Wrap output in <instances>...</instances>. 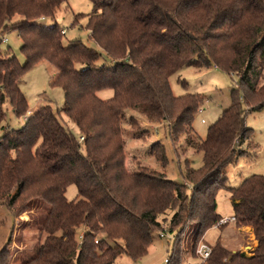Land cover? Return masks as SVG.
Segmentation results:
<instances>
[{"label": "trees", "instance_id": "1", "mask_svg": "<svg viewBox=\"0 0 264 264\" xmlns=\"http://www.w3.org/2000/svg\"><path fill=\"white\" fill-rule=\"evenodd\" d=\"M69 1L0 0V41L16 31L26 59L21 64L0 52V205L16 218L28 214L20 225H35L39 233L32 255L25 259L17 253L14 261L114 264L122 255L137 260L148 253L160 219L169 213L174 228L196 227L193 255L223 218L217 194L225 189L234 224L250 228L257 246L232 251L219 238L202 264H264V175H251L237 187H229L226 176L254 135L248 115L264 110V0H90L93 11L77 14L74 23L88 18L90 39L102 52L80 40L65 46L58 23H40L55 20ZM16 16L22 19L14 21ZM102 57L111 64H99ZM41 62L57 69L51 86L63 90V107L46 104L21 128L5 127L6 104L18 118L28 114L20 80ZM187 67H216L238 78L230 107L209 127L206 139L193 127L205 96L172 92L170 78ZM107 89L114 96L100 99L98 92ZM62 113L78 127V137L62 123ZM138 115L165 126L173 144L184 138L189 149L202 154V166L192 168L187 160L183 182L144 167L130 171L128 128L133 138L149 133L140 128ZM150 155L167 167L163 142L153 143ZM71 185L78 189L73 201L66 197ZM40 202L47 205L42 222L39 215L31 217L41 211ZM12 238L13 232L0 251V264H11ZM183 254L174 244L166 264H184Z\"/></svg>", "mask_w": 264, "mask_h": 264}, {"label": "rangeland", "instance_id": "2", "mask_svg": "<svg viewBox=\"0 0 264 264\" xmlns=\"http://www.w3.org/2000/svg\"><path fill=\"white\" fill-rule=\"evenodd\" d=\"M93 11V4L90 0H70L63 4L58 9L55 20L42 19L40 23L45 25H53L58 23L62 29L66 30V35L63 37L65 46L73 41L80 40L86 46L101 51L93 40L90 39V32L87 29L88 18H77V23H74L77 14L88 15ZM21 16H16L14 21L21 20ZM3 40H6L3 41ZM22 41L16 31L9 32L0 41V52L9 57L16 56L21 64H24L26 59L21 51ZM111 61L105 60L102 57L99 64L102 62ZM57 69L48 62H41L27 72L20 80V88L28 100V112L33 111L37 107L52 104L55 109H61L65 103V95L63 90L58 87L51 86V79ZM180 80H186L188 86H183ZM172 92L176 97L183 96L188 93H198L205 96V101L201 108L203 113H198L194 121L193 127L196 133L206 139L208 130L221 116L223 110L228 109L231 105V91L234 88H239L238 78L229 75L215 67L207 69H196L187 67L176 73L170 78ZM114 96V91L111 89L98 92V97L102 100H108ZM7 113L5 127L10 129H19L25 123V117L18 118L15 116L12 107L9 104L5 105ZM27 116V115H26ZM139 116V115H138ZM140 128L148 129L149 133L141 134L142 138H133L134 132L129 130L126 136L127 149V167L130 171H136L141 167L148 168L150 171H159L164 173L168 179L183 182V174L186 170V161L190 162L192 168L198 169L203 164V156L196 150L189 149L184 138L173 144L166 136L165 126L159 127L146 121L140 117ZM62 123L72 131L77 137L80 135L78 127L70 121V119L62 113ZM205 120L206 123L202 121ZM248 127L254 129V135L251 140L247 141L242 149L245 156L240 157L235 164L229 165L226 169L229 187H237L247 177L251 175H264V110L254 112L247 117ZM3 135V130L0 129V138ZM161 141L166 147L169 163L166 168H163L154 157L150 155V148L153 143ZM68 200L73 201L78 198V189L75 185L68 187L66 192ZM41 211L31 214V217H37L38 221L47 212V205L40 202ZM217 212L223 218L234 216V211L231 203V198L227 190L220 189L217 194ZM13 214V215H12ZM12 216L8 209L0 205L1 221L6 220V226L12 227L13 238L10 245L12 255L11 264H17L14 261V254L21 253V257L25 256L28 259L37 246L39 233L35 225H14L15 213L12 211ZM22 217V216H21ZM19 217V218H21ZM172 213H169L167 218H161V229L156 232L154 242L149 247L148 253L134 260L126 255L120 256L114 264H166L167 259L173 250L175 244L176 249L180 248L184 255V264H202L194 252L192 255V244L196 227L193 223H188V226L173 227L171 224ZM22 221V220H21ZM20 225V226H19ZM174 230L171 232L170 230ZM84 232V228L77 230V239ZM163 233L166 237L161 238ZM221 233V244L227 249L243 252L251 251L255 248V236L250 228H238L236 224H228L219 230L215 227L208 230L200 241H204L214 247ZM225 234V235H224ZM168 235V236H167ZM45 237V236H44ZM228 237V241L226 238ZM43 240V239H42ZM199 241V242H200ZM198 242V243H199ZM25 251V255L21 250ZM19 251V252H18Z\"/></svg>", "mask_w": 264, "mask_h": 264}, {"label": "built area", "instance_id": "3", "mask_svg": "<svg viewBox=\"0 0 264 264\" xmlns=\"http://www.w3.org/2000/svg\"><path fill=\"white\" fill-rule=\"evenodd\" d=\"M62 35H66V30L62 29L61 31ZM6 42V40H3ZM204 109L200 108V110L198 111V113H203ZM28 115L25 116V121L27 119ZM203 123H206L205 120L202 121ZM81 140H83V138H81ZM236 223V218L234 216L232 217H227V218H222L221 220H219V222L214 226L216 229H220L222 226H226L228 224H233ZM213 227V228H214ZM168 236V235H167ZM161 238H165L166 236L161 233L160 234ZM196 255H197V259L201 262L204 263L205 261H207L212 253V246L204 241H200L196 247V251H195Z\"/></svg>", "mask_w": 264, "mask_h": 264}, {"label": "crops", "instance_id": "4", "mask_svg": "<svg viewBox=\"0 0 264 264\" xmlns=\"http://www.w3.org/2000/svg\"><path fill=\"white\" fill-rule=\"evenodd\" d=\"M44 20V19H43ZM216 68V67H215ZM217 69V68H216ZM38 108V107H37ZM36 108V109H37ZM36 109H34L33 111H29L28 112V116L29 115H32L35 111H36ZM155 125V124H154ZM157 126H159V127H162L163 125H157ZM1 206H3V205H1ZM4 207V206H3ZM10 215H11V213H10ZM12 216V215H11ZM6 220L7 219H5V221H1V215H0V251L2 250V248L7 244V242H8V240H9V238L11 237V235H12V232H14L13 230L14 229H12V227H7L6 226ZM21 220L22 221H28L29 220V215L28 214H24L21 218H15V222H14V225H16L17 223L19 224V223H21ZM219 230V229H218ZM225 235V234H224ZM221 237V233H220V235H219V237L218 238H220ZM226 241H228V237L226 238ZM255 247L257 246V241L255 240ZM212 246V245H211Z\"/></svg>", "mask_w": 264, "mask_h": 264}]
</instances>
